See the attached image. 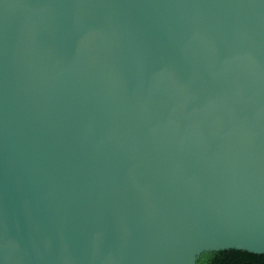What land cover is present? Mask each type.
Returning <instances> with one entry per match:
<instances>
[{
  "label": "water",
  "instance_id": "1",
  "mask_svg": "<svg viewBox=\"0 0 264 264\" xmlns=\"http://www.w3.org/2000/svg\"><path fill=\"white\" fill-rule=\"evenodd\" d=\"M264 254V0H0V264Z\"/></svg>",
  "mask_w": 264,
  "mask_h": 264
},
{
  "label": "trees",
  "instance_id": "2",
  "mask_svg": "<svg viewBox=\"0 0 264 264\" xmlns=\"http://www.w3.org/2000/svg\"><path fill=\"white\" fill-rule=\"evenodd\" d=\"M197 264H264V254L242 250L211 252L202 254Z\"/></svg>",
  "mask_w": 264,
  "mask_h": 264
},
{
  "label": "clouds",
  "instance_id": "3",
  "mask_svg": "<svg viewBox=\"0 0 264 264\" xmlns=\"http://www.w3.org/2000/svg\"><path fill=\"white\" fill-rule=\"evenodd\" d=\"M247 258H245V260H246Z\"/></svg>",
  "mask_w": 264,
  "mask_h": 264
}]
</instances>
